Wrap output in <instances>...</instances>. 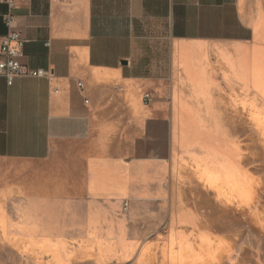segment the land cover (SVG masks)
I'll list each match as a JSON object with an SVG mask.
<instances>
[{
  "label": "crops",
  "instance_id": "crops-1",
  "mask_svg": "<svg viewBox=\"0 0 264 264\" xmlns=\"http://www.w3.org/2000/svg\"><path fill=\"white\" fill-rule=\"evenodd\" d=\"M8 12L0 1V41ZM11 12L22 64L51 77L0 78V160L34 165L28 190L1 196L0 250L27 264H181L168 246L185 242L184 216L149 206L169 194L178 124L246 98L264 0H17Z\"/></svg>",
  "mask_w": 264,
  "mask_h": 264
},
{
  "label": "rangeland",
  "instance_id": "rangeland-1",
  "mask_svg": "<svg viewBox=\"0 0 264 264\" xmlns=\"http://www.w3.org/2000/svg\"><path fill=\"white\" fill-rule=\"evenodd\" d=\"M254 56L250 84L240 86L244 100H223L175 130L174 179L165 201L149 208L184 216L178 230L187 241L168 246L170 258L181 264H264V56ZM32 168L0 160L1 206V196L14 186L28 190ZM172 220L166 214L162 239ZM0 264L27 262L0 250Z\"/></svg>",
  "mask_w": 264,
  "mask_h": 264
},
{
  "label": "built area",
  "instance_id": "built-area-1",
  "mask_svg": "<svg viewBox=\"0 0 264 264\" xmlns=\"http://www.w3.org/2000/svg\"><path fill=\"white\" fill-rule=\"evenodd\" d=\"M8 5L9 12L4 15L3 21L7 28L6 35L0 41V78H3L7 86H11L15 78L33 77L49 79L51 74L48 71L28 70L21 62L23 57L24 40L21 34L15 30L13 24L15 17L12 10L15 9L17 0H0ZM151 100L148 94L143 96L144 102ZM127 203H124L123 210L126 211Z\"/></svg>",
  "mask_w": 264,
  "mask_h": 264
},
{
  "label": "bare ground",
  "instance_id": "bare-ground-1",
  "mask_svg": "<svg viewBox=\"0 0 264 264\" xmlns=\"http://www.w3.org/2000/svg\"><path fill=\"white\" fill-rule=\"evenodd\" d=\"M259 90V89H258ZM253 91V90H252ZM260 92V91H259ZM263 93V92H262ZM261 95V94H260ZM262 99V98H261Z\"/></svg>",
  "mask_w": 264,
  "mask_h": 264
}]
</instances>
